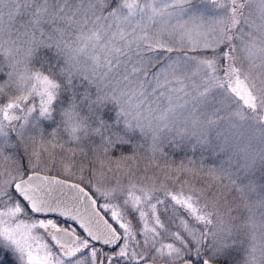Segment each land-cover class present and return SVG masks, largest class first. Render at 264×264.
Segmentation results:
<instances>
[{"label": "snow or ice", "instance_id": "1", "mask_svg": "<svg viewBox=\"0 0 264 264\" xmlns=\"http://www.w3.org/2000/svg\"><path fill=\"white\" fill-rule=\"evenodd\" d=\"M0 57V264H264V0H0Z\"/></svg>", "mask_w": 264, "mask_h": 264}, {"label": "rangeland", "instance_id": "2", "mask_svg": "<svg viewBox=\"0 0 264 264\" xmlns=\"http://www.w3.org/2000/svg\"><path fill=\"white\" fill-rule=\"evenodd\" d=\"M0 59H2V57H0ZM44 127L50 132L52 130V128L55 127V125L52 124L51 121H45L44 122ZM66 139H67L66 135L62 136L61 142H63V140H66ZM168 146L170 148H172V150L170 152H168V157H167V159L170 162L179 163L181 160H184L185 162H187L188 159H192V160L196 161L197 164H200L201 161H202L204 167H211L214 164H218V162H219L217 157H215L214 155L210 154L208 151H205L203 149L198 150L195 153H193V152L189 151L187 147H184L183 150H181L180 148H176V147H173L171 145H168ZM164 150H165V148H164ZM148 155L149 154L147 153V151H141L138 154V156H140V158L137 157V160H136V166L139 168L138 175H142L143 174V169H144V166H145V165H143L141 163V158L143 156L148 157ZM55 159L57 161V165H56V168H54L53 171H52V174H54V175L59 170V160H60L59 149H57V151H56ZM139 159H140V161H139ZM161 163H163V161H161ZM154 171H155L154 169H149L148 174L152 175ZM257 176L259 177V173H257ZM61 178H63V176H61ZM205 179H206V177L204 176L203 173H201L200 175H198V176H196L194 178H191L192 183H194L197 187L202 186V182ZM209 182H211V181H209ZM225 183H227V181H225ZM217 187L218 186H214L212 191L216 192L217 191ZM234 195L235 194L233 193L232 195L228 196V199L231 200L232 196H234ZM233 214L235 215V213H233ZM247 246H248V243L246 241L244 247H247ZM234 255H237L239 257L240 255H243V253H238V254H234Z\"/></svg>", "mask_w": 264, "mask_h": 264}, {"label": "trees", "instance_id": "3", "mask_svg": "<svg viewBox=\"0 0 264 264\" xmlns=\"http://www.w3.org/2000/svg\"><path fill=\"white\" fill-rule=\"evenodd\" d=\"M37 67H38V65H37ZM147 148V145H145V149ZM172 150V148H170L169 146H166L165 147V151L168 153V152H170ZM142 151H145V150H142ZM176 152V151H175ZM130 153V150L128 151V154ZM118 155V154H117ZM137 157H139L140 158V156H137ZM139 161H140V159H139ZM141 163L143 164V165H145L146 163H147V160H146V156H143L142 158H141ZM221 263L223 264V261H221Z\"/></svg>", "mask_w": 264, "mask_h": 264}, {"label": "water", "instance_id": "4", "mask_svg": "<svg viewBox=\"0 0 264 264\" xmlns=\"http://www.w3.org/2000/svg\"><path fill=\"white\" fill-rule=\"evenodd\" d=\"M220 264H222V263L220 262Z\"/></svg>", "mask_w": 264, "mask_h": 264}]
</instances>
